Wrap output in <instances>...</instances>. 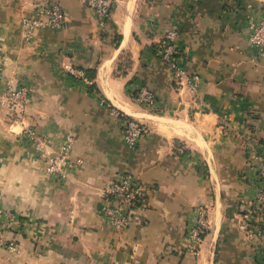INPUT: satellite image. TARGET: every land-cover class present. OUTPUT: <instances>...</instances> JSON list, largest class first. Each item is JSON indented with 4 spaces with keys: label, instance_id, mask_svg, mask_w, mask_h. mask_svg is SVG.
<instances>
[{
    "label": "crops",
    "instance_id": "1",
    "mask_svg": "<svg viewBox=\"0 0 264 264\" xmlns=\"http://www.w3.org/2000/svg\"><path fill=\"white\" fill-rule=\"evenodd\" d=\"M54 2L66 15L62 29L26 25ZM259 2L120 0L102 30L86 0H0V208L22 223L0 233V264L263 263L264 245L239 227L264 150V54L247 39ZM173 22L178 63L201 74L194 92L176 88L153 52ZM67 63L92 83L67 74ZM10 84L31 90L22 112L2 103ZM143 86L156 109L131 96ZM126 118L146 128L135 150L123 142ZM27 130L45 138L42 149ZM68 135L63 174L48 173L46 159ZM118 173L145 186L124 233L100 213ZM199 205L209 229L194 253L187 225Z\"/></svg>",
    "mask_w": 264,
    "mask_h": 264
},
{
    "label": "built area",
    "instance_id": "2",
    "mask_svg": "<svg viewBox=\"0 0 264 264\" xmlns=\"http://www.w3.org/2000/svg\"><path fill=\"white\" fill-rule=\"evenodd\" d=\"M120 0H86L88 8L93 12L97 25L105 30L113 9ZM40 18L26 19V25L30 28H49L60 30L66 22V15L59 3H51L40 13ZM179 26L173 22L164 32L161 41L154 46L153 52L160 62L165 64L173 78L176 88H188L195 91L200 81V72H188L178 63L179 47L177 39ZM247 39L250 45L260 54H264V10L259 14H252L247 21ZM71 77L92 83V79L84 69L69 63L63 66ZM30 88L25 84H10L5 91L2 103L7 106L10 113L22 112L30 99ZM132 97L141 106L156 109L158 100L156 95L146 87L136 89ZM28 138L33 142L35 149L40 150L44 146L45 138L36 135L33 131H26ZM146 133L145 126L134 118H126L123 126V142L131 150H135ZM73 148V136H67L60 147V151L49 155L46 159V171L51 174H63L62 163L68 159ZM257 161V178L260 182L259 190L252 202H250L243 214V222L239 224L241 230L250 232L256 240L264 245V150L255 155ZM145 192L144 183L133 173H118L109 181L104 189V202L100 213L112 230L124 233L131 225L134 210L143 201ZM209 210L205 205L194 207L192 221L187 225V236L190 241V250L194 253L202 244L204 236L209 229ZM20 216L7 209L0 208V233H15L21 228ZM8 247L16 252L18 246L12 239L8 240ZM264 264V250H263Z\"/></svg>",
    "mask_w": 264,
    "mask_h": 264
},
{
    "label": "trees",
    "instance_id": "3",
    "mask_svg": "<svg viewBox=\"0 0 264 264\" xmlns=\"http://www.w3.org/2000/svg\"><path fill=\"white\" fill-rule=\"evenodd\" d=\"M264 10V9H263ZM87 73V72H86ZM87 74H89V73H87ZM135 93H136V90H132L131 91V96L134 94V96H135Z\"/></svg>",
    "mask_w": 264,
    "mask_h": 264
},
{
    "label": "rangeland",
    "instance_id": "4",
    "mask_svg": "<svg viewBox=\"0 0 264 264\" xmlns=\"http://www.w3.org/2000/svg\"><path fill=\"white\" fill-rule=\"evenodd\" d=\"M261 5H263L264 6V1L263 0H260V2H259ZM145 108V107H144Z\"/></svg>",
    "mask_w": 264,
    "mask_h": 264
},
{
    "label": "bare ground",
    "instance_id": "5",
    "mask_svg": "<svg viewBox=\"0 0 264 264\" xmlns=\"http://www.w3.org/2000/svg\"><path fill=\"white\" fill-rule=\"evenodd\" d=\"M264 1V0H263Z\"/></svg>",
    "mask_w": 264,
    "mask_h": 264
}]
</instances>
